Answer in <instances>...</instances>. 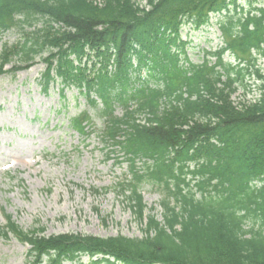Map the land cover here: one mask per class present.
I'll return each mask as SVG.
<instances>
[{
	"label": "trees",
	"instance_id": "16d2710c",
	"mask_svg": "<svg viewBox=\"0 0 264 264\" xmlns=\"http://www.w3.org/2000/svg\"><path fill=\"white\" fill-rule=\"evenodd\" d=\"M237 2L0 0V31L17 28L24 35L17 46L2 49L0 73L13 57L26 65L46 53L45 84L53 73L65 85H86L103 101V114L139 100L122 125L136 114L149 115L148 125L133 123L122 134V149L156 159L148 175L164 197L162 222L144 215L134 191L130 208L138 222L146 218L140 239L76 237L75 249L111 254L125 264H264V76L251 54L264 56V7L253 8L252 1L237 12ZM223 12L218 25L225 49L247 64H224L225 49L210 54L213 66L189 63L182 26L199 29L210 14ZM142 71L146 80L131 92ZM252 74L262 83L260 96L234 106L230 96ZM162 101L167 104L160 110ZM255 182L261 186L254 188ZM248 219L259 221L258 230H244ZM65 240L52 237L46 244L60 252Z\"/></svg>",
	"mask_w": 264,
	"mask_h": 264
},
{
	"label": "rangeland",
	"instance_id": "374dc122",
	"mask_svg": "<svg viewBox=\"0 0 264 264\" xmlns=\"http://www.w3.org/2000/svg\"><path fill=\"white\" fill-rule=\"evenodd\" d=\"M245 2L241 4L247 8ZM219 19L220 16H211L209 27L199 30L189 25L182 27L181 39L188 44L187 55L192 63L201 62L203 51H214L220 46L215 27ZM211 37L216 40L209 42ZM19 39L20 35L13 31L0 35V49L3 44H15ZM223 59L234 64L232 58L224 56ZM257 66L264 74V59H260ZM43 69L41 59H37L30 70L17 74L16 78L7 75L0 78V166L8 162L15 164L9 178L0 174V226L5 224V211L23 230L43 226L47 234L72 232L99 237H140L141 227L133 219L124 198L114 191L93 198L80 188L111 186L124 169L114 167L113 160H104L98 150L101 144L95 136L86 141L89 143L86 149L79 147L80 153L75 150L80 141L66 128V120L87 106L70 88L65 89V97L60 101L59 85L44 94L36 85ZM247 84L249 93L245 94L246 89L237 90L232 97L235 104L258 98L252 80H247ZM61 105L64 109L56 113ZM51 150H56L63 159L55 164L45 158L33 164V157L38 153ZM142 194L148 207L155 206L159 199L148 186L142 188ZM93 207L100 210L105 225L93 213ZM23 253V246L13 238L6 242L0 237L2 264H23ZM81 261L88 264L86 257Z\"/></svg>",
	"mask_w": 264,
	"mask_h": 264
}]
</instances>
